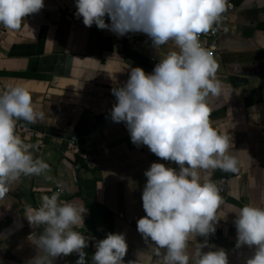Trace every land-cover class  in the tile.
<instances>
[{
	"label": "crops",
	"instance_id": "obj_1",
	"mask_svg": "<svg viewBox=\"0 0 264 264\" xmlns=\"http://www.w3.org/2000/svg\"><path fill=\"white\" fill-rule=\"evenodd\" d=\"M234 9L223 14L229 21L221 29L215 79L219 96H209L210 121L221 135L232 141L231 154L238 159V172L211 170L216 184L225 180L226 190L218 216L221 218L209 244L224 249L230 264H246L255 247H235V213L245 205L264 207V0H228ZM75 0H45V7L24 19L20 29H9L0 50V93L6 84L23 83L45 118L35 124L17 120L37 138H20L31 146L35 159L48 169L40 174L21 175L0 199V264H26L36 255L28 239L38 238L43 226L33 229L24 216L25 206H40L41 197L61 188L59 201L85 205L84 224L74 230L88 240L83 264H93L95 241L108 234L104 208L113 214V233H125L128 252L125 264L158 259L137 230L145 216L142 192L145 171L164 161L147 146L131 142L126 125L111 120L116 98L114 87L122 86L131 68L152 73L169 51V42L157 50L142 32L121 37L95 24L86 27L75 15ZM106 22L110 20L106 18ZM77 137L76 147L71 144ZM78 157L83 166L77 167ZM205 174L201 173L203 182ZM202 237L192 239L190 251ZM77 253L61 256L55 264H76Z\"/></svg>",
	"mask_w": 264,
	"mask_h": 264
},
{
	"label": "clouds",
	"instance_id": "obj_2",
	"mask_svg": "<svg viewBox=\"0 0 264 264\" xmlns=\"http://www.w3.org/2000/svg\"><path fill=\"white\" fill-rule=\"evenodd\" d=\"M75 6L76 17H82L86 27L95 24L121 37L142 32L157 50L169 42L175 46L159 59L152 73L131 68L128 80L112 89L116 103L111 120L126 125L134 145H145L161 160L179 166L177 170L154 162L145 171L142 205L146 215L138 219L137 230L152 242L156 264H230L222 248L203 251L215 248L209 237L221 220L222 199L209 179L211 170L235 173L239 169L237 157L230 152L232 141L219 134L209 119L207 98L221 91L215 79L218 65L199 41L226 12L228 0H75ZM44 7L45 0H0V24L20 29L26 17ZM44 118L27 85L4 86L0 93V199L22 174L48 169L43 160H34L31 146L15 134L17 120L35 124ZM59 196V192L42 196L37 208L25 206L30 226H43L38 238L32 240L35 232L28 237L37 252L26 264H55L57 258L72 253L79 255L76 264H83L82 250L88 240L74 229L84 224L89 210L85 205L61 203ZM235 214V247H255L246 264H264V207L245 205ZM199 237L203 242L198 240L190 251L189 242ZM94 247L93 264H125V233L109 232Z\"/></svg>",
	"mask_w": 264,
	"mask_h": 264
},
{
	"label": "built area",
	"instance_id": "obj_3",
	"mask_svg": "<svg viewBox=\"0 0 264 264\" xmlns=\"http://www.w3.org/2000/svg\"><path fill=\"white\" fill-rule=\"evenodd\" d=\"M229 10L234 9V4L229 3L228 5ZM229 21V16L227 14H222L219 21L214 24L213 29L209 30L207 33H203L199 36V41L201 46L206 49L212 57H214L217 53V41L219 37V33L224 25ZM8 28H5L2 24H0V50L2 48L3 40L5 35L8 32ZM15 134L20 138L30 137V138H37L39 137V133L30 127L27 126H20L15 127ZM76 140L77 137H72L71 144L73 147H76ZM170 167L179 169V166L176 165L174 162L169 161ZM218 190L223 193L226 190L225 180H221L217 183ZM61 188L57 187L56 192H60Z\"/></svg>",
	"mask_w": 264,
	"mask_h": 264
},
{
	"label": "trees",
	"instance_id": "obj_4",
	"mask_svg": "<svg viewBox=\"0 0 264 264\" xmlns=\"http://www.w3.org/2000/svg\"><path fill=\"white\" fill-rule=\"evenodd\" d=\"M76 166L79 168L81 166H83V163L80 162V158L78 157L77 162H76ZM104 212V218L105 221L107 223H109V225H107V232H111L112 231V223H113V214L111 211H109L107 208H104L103 210Z\"/></svg>",
	"mask_w": 264,
	"mask_h": 264
}]
</instances>
